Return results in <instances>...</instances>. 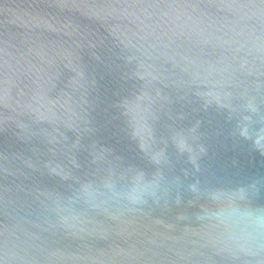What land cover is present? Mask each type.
Returning a JSON list of instances; mask_svg holds the SVG:
<instances>
[{"label": "water", "instance_id": "95a60500", "mask_svg": "<svg viewBox=\"0 0 264 264\" xmlns=\"http://www.w3.org/2000/svg\"><path fill=\"white\" fill-rule=\"evenodd\" d=\"M0 264H264V0H0Z\"/></svg>", "mask_w": 264, "mask_h": 264}]
</instances>
